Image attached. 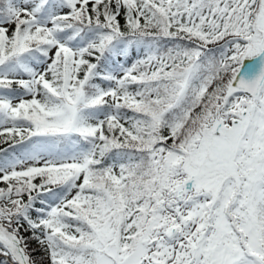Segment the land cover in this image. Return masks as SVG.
<instances>
[{
  "label": "snow or ice",
  "instance_id": "obj_1",
  "mask_svg": "<svg viewBox=\"0 0 264 264\" xmlns=\"http://www.w3.org/2000/svg\"><path fill=\"white\" fill-rule=\"evenodd\" d=\"M0 264H264V0H0Z\"/></svg>",
  "mask_w": 264,
  "mask_h": 264
}]
</instances>
